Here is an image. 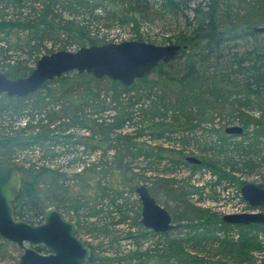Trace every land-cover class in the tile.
<instances>
[{"label":"trees","instance_id":"1","mask_svg":"<svg viewBox=\"0 0 264 264\" xmlns=\"http://www.w3.org/2000/svg\"><path fill=\"white\" fill-rule=\"evenodd\" d=\"M23 1L34 3L41 12H38L39 14L32 20L19 17L0 19V32L7 33L13 28L29 29L28 39L25 44L23 43V47H28L29 53L34 51L32 49L39 50L42 46L49 50L50 48L45 45L47 42L54 45L62 44V49L78 43L79 46L106 43L105 35L93 33V24L101 23V27L105 29L131 25L133 29L138 30L139 25L152 23L155 19L168 15L182 20L183 30L174 36V41L186 46L173 60L167 63L161 62L151 74L136 78L128 86L108 77L96 78L88 72L69 71L59 78L44 82L40 88L52 83L58 85L48 88V92L43 96L38 94L39 102L29 107L25 101L40 88L26 95L28 98L8 97L5 93H0V99L12 103L21 102L18 108L22 107L10 110L12 113L8 112L9 114L3 112V107H0V124L2 122L5 124L7 118L12 115H16L15 118L17 115L18 118L24 116L25 120L22 126H16L12 122L6 124L9 127H5L3 134L0 135V149L4 148L0 151V162H9L6 161V157L11 156L12 153H8V150L10 152L13 146L26 148L38 144L47 148L46 153L51 158L45 161V165L37 164L39 168L38 166L33 168V165L30 168L23 167L22 185L13 201L17 211L14 214L32 224L43 221L47 203L64 205L65 199L69 198L67 194L69 180L74 181L78 178L77 181L80 180V183L84 184L88 180H94L95 176L98 178L101 173L110 175L118 173L124 176L126 174L130 179L129 175H135L134 168H136V166L129 167L132 160L140 157L155 158L158 161L164 157L161 151L165 149L159 144L156 146L137 144L134 143V139L146 134L143 131L149 121L155 122L154 139L163 137L165 132L175 130L176 127L167 122L168 115L170 117L171 114L175 116L183 112L187 105H191L188 103L191 99L199 101L200 97L205 99L204 101L216 102L219 95L238 97L240 92L236 89L239 88L246 98H253L259 104H264V42H261L263 39H258L259 36L264 38V32L253 30L255 26H264V0H11L17 7H23L21 6ZM55 11H59L56 15L60 17L59 22H55L50 16L54 17V13H57ZM64 13L70 17L63 18ZM50 28L55 30L50 32ZM70 33L81 35L85 41H63ZM62 35L64 38L61 37ZM246 39L254 43L250 48L246 47L242 51L239 49L231 51L228 48L230 43L234 44L236 41ZM1 41L2 39H0V70L7 68L3 72L9 78L27 75L34 66L21 67L19 60L14 59L13 48L12 50L6 48V52L10 54L1 58L4 52L1 49ZM37 59L38 56L35 63ZM2 60L8 62L3 64ZM222 66L229 70L228 73L222 71ZM99 82L106 85L99 86ZM221 104L225 103L221 102ZM234 105L235 103L231 102L232 108ZM104 114L106 115L101 116ZM137 118L141 123L136 124L133 132H125L124 129L128 125L132 127L131 122ZM80 127L88 128L91 135L81 138L75 135L73 131ZM94 139L98 142H94ZM104 141L108 142L106 149H114L111 150L113 153L110 158L115 160V168L102 167L97 171V168L103 165L98 162L92 167L82 166L79 171H74L73 175L65 176L66 173L58 172L56 166L50 163L59 153L66 157L77 152L81 153L80 146L82 148L88 146L94 151L96 148H101L99 146ZM118 142L121 143L120 147ZM58 146L61 147V152L56 150ZM117 146L118 149H115ZM102 153L105 156L108 150ZM179 160L189 165L184 159L179 158ZM190 166L196 168L201 165ZM17 169L20 170L19 167ZM156 169L151 166L143 168L144 171ZM143 175L140 177H149L147 173ZM159 178L166 177L159 176ZM39 183L44 185L43 193L38 188ZM124 184L128 186L127 183ZM130 188L134 189L132 186ZM173 191L178 195L183 193L178 189ZM68 208H71V205ZM190 210L199 213L201 222L204 220V212H198L204 210L198 207ZM192 220L189 223L193 224L184 225L190 228L186 232L189 236L185 239L190 238L194 244L200 245L208 237L206 235L208 231L194 230L199 226ZM218 223L221 229L229 225L221 219ZM236 226L240 228L239 238L219 244L220 249L223 248L222 252L229 254L235 262L256 264L257 259L253 257L252 252L260 248V240L258 241L256 237L258 231L252 234L248 229H261L264 223L236 224ZM209 237L217 239L215 236ZM182 240V238L171 240L163 248L166 253L160 254V258L156 260L160 264H208L206 258L208 255L203 249L192 244L188 245L192 251H187ZM36 249L45 251L43 246H37ZM135 253L139 252H132L128 257L134 258ZM144 253L147 255V252ZM96 260V256L92 253L88 263L97 264Z\"/></svg>","mask_w":264,"mask_h":264},{"label":"rangeland","instance_id":"2","mask_svg":"<svg viewBox=\"0 0 264 264\" xmlns=\"http://www.w3.org/2000/svg\"><path fill=\"white\" fill-rule=\"evenodd\" d=\"M21 6L23 7H17L11 0H0V19L19 17L24 20H32L41 12V9L37 8L34 3L30 4L23 1ZM55 12L57 13H54V17L50 16L54 18L55 22H59L60 17L56 16L59 11ZM62 17L69 18L70 16L64 13ZM76 18L81 19V17ZM92 26L93 33L97 32L98 35L106 36V42L140 40L158 45L175 43L174 36L183 30L182 20L169 15L155 19L149 24H141L138 30L133 29L131 25L110 29L101 27V23ZM97 28H99V31H97ZM54 30L50 28L49 31ZM72 33L63 41H85L81 38V35ZM28 34L29 29L27 28H23V30L13 28L7 33L0 32L1 49L4 50L1 58H5L10 54L6 52V48L11 50L13 48L14 59L19 60V65L23 68H31L34 66L37 56L63 48L62 44L54 45L47 42L45 45L50 48L49 50L42 46V49H39L40 51L34 48L32 49L34 51L29 53L28 47H23V43L28 39ZM258 39H263L261 42H264L263 37L259 36ZM253 44V41L246 39L236 41L234 44L232 42L228 48L231 51L235 49L242 51L246 47L250 48ZM77 45L79 46L80 43L68 45L65 49L72 51L78 48ZM86 45L88 44L83 46ZM5 62L8 61L4 60L3 64ZM222 67V71L228 73L229 70L225 69L224 66ZM6 69L4 68L3 71ZM3 71L0 70V72ZM57 85L58 83L47 84V87L40 88L31 97L26 96L28 99L25 104L29 107L31 104L38 103L37 97L39 95L43 96L48 92V88L51 89ZM98 85L105 86L106 84L99 82ZM236 90L240 92L238 97H234V95L220 97L219 95L216 102L211 100L212 103L207 100L204 101L205 99L200 97L199 101L191 99L188 102L191 105H187L184 108L185 111L183 110L175 116H172L171 113L170 117L168 115L167 122L175 126L176 129L165 132L163 137L159 139L153 138L155 134V125L153 124L155 122L149 121L143 131L146 134L134 139V143L155 146L159 144L165 149L161 151L164 157L158 161L155 158H152V160L140 157L132 160L129 167L136 166V168H134L135 175H129L131 176L130 179L126 177V174L124 176L118 173L117 175L101 173L98 178L95 176L94 180H88L84 184L83 182L80 183V180L77 181L78 178L74 181L69 180L67 194L70 199H65L62 206L55 204V202L47 203L45 209L55 206L63 218L76 223V237L90 247V255L93 253L96 256L97 260L95 262L97 264H160L156 259L160 258L159 255L163 252L166 253L163 248L174 238H182V244L185 243L187 251H192L188 247L192 244L203 249L208 255L206 256L208 264H219L221 262L225 264H250L248 262L233 261L229 254L222 252L223 248L220 249L219 247V244H224L223 242L239 238L240 228L236 224L228 223L227 228L221 229L218 222L220 219L222 221L224 214L248 211V205L242 199L240 193L242 184L252 182L264 185V104H259L253 98H246L239 88ZM173 92H175V89ZM221 102L225 104L223 105ZM231 102L235 103L234 108L231 107ZM20 103L0 99V107H3L2 111H6L7 114L12 113L10 110L18 108L21 105ZM23 107L25 108L24 105ZM107 115L110 116V114ZM15 116L12 115L7 118L5 124H2L3 122L0 124V135L3 134L5 127H9L6 124L9 125L10 122L16 124V126L23 125L24 116L20 118H18V115L16 118ZM187 117L191 120L189 121ZM132 122L131 124L134 126L128 125L129 127L127 126L124 129L125 132H133L136 124L141 123L139 118ZM232 125L242 126V132L239 134L227 133L225 128ZM73 132L80 138L91 135L90 130L84 127L77 128ZM94 142L98 141L94 139ZM118 145L120 147L121 143L118 142ZM107 146V141L102 142L99 146L101 148H96L94 151L88 146L83 148L80 146L81 153L77 152V154L74 153V155L67 157L59 153L50 163L56 166L58 172L66 173L65 176L73 175V172L79 171L82 166L92 167L93 164L98 162L103 165H100L97 171L102 167L115 168L116 162L113 158H110L114 149H106ZM116 148L118 149V146ZM57 149L59 151L61 147L58 146ZM2 150L4 148L0 149V151ZM107 150L108 153L103 156L102 152L106 153ZM46 151L47 148H44L41 144L26 148L13 146L10 152L8 150V153L12 154L6 157V161L12 163L16 168L19 167L22 179L24 176L23 167L30 168L33 165V168H37V166L39 168V165L46 164L47 159L51 160ZM187 155L196 156L203 163L196 168L191 167L190 165H193L191 163H188L189 165L182 163L179 158L185 160ZM204 161H206L205 164ZM149 166L157 169L143 170V168L146 169ZM144 173H147L149 177L141 178L140 176H144ZM138 176L140 178H137ZM159 176L166 178L160 179ZM124 183H127L128 186ZM39 184L38 188L43 193L44 185ZM139 185L147 186L155 200L168 210L171 221L175 224L173 229L167 233L154 232L141 223V202L135 190ZM131 186L134 188L133 190L130 188ZM174 189H178L183 193L178 195L173 191ZM173 193L174 195H172ZM70 205L71 208H68ZM189 205L194 206L190 207ZM194 207L204 210L198 211L204 212L205 218L202 222L199 213L191 212L190 209H194ZM262 209L264 210V207ZM191 219H193V222H197L196 224L199 226H196L194 230L208 231L206 232L208 237L200 245L194 244V241L190 238L185 239L189 236L186 235V232L190 228L184 225L193 224L189 223ZM248 230L252 234L258 231L256 237L258 241L260 240V248L257 247L258 249H255L252 255L257 259L256 264L260 262L264 264V227L261 229L249 228ZM210 235L215 236L217 239L214 240V238L209 237ZM4 241L8 243H3ZM21 252L22 248H19L15 243L0 238V264L16 263ZM132 252H139L140 254L135 253L136 256L130 259L128 255ZM144 252H147V255ZM260 257L261 261H259ZM251 264H255V262Z\"/></svg>","mask_w":264,"mask_h":264},{"label":"water","instance_id":"3","mask_svg":"<svg viewBox=\"0 0 264 264\" xmlns=\"http://www.w3.org/2000/svg\"><path fill=\"white\" fill-rule=\"evenodd\" d=\"M264 32V26L253 27ZM185 45L153 44L140 40H124L80 46L75 50L59 49L42 54L31 71L22 77L9 78L0 72V93L8 97H23L37 91L49 80L69 71L88 72L96 78L108 77L128 86L136 78L149 75L161 63L173 60ZM240 125L225 128L227 133L239 134ZM191 164L203 161L193 155L185 156ZM21 183L19 170L9 162H0V238L15 243L22 252L14 264H89L91 249L75 233L77 225L61 215L55 206L45 209L43 221L32 224L14 216L11 202ZM141 202V223L154 232H166L175 227L171 215L151 195L145 185L135 188ZM242 198L252 207L264 205V187L245 182L240 187ZM222 221L230 224L264 223L263 211L228 213ZM43 246L45 251L36 249ZM219 264H225L223 262Z\"/></svg>","mask_w":264,"mask_h":264},{"label":"flooded vegetation","instance_id":"4","mask_svg":"<svg viewBox=\"0 0 264 264\" xmlns=\"http://www.w3.org/2000/svg\"><path fill=\"white\" fill-rule=\"evenodd\" d=\"M21 185H22V179H21V183H20V188H21ZM20 188H19V190H20ZM19 192V191H18ZM18 194V193H17ZM17 196V195H16ZM15 196V197H16ZM15 197H14V199H15ZM242 197V196H241ZM14 199H13V201H14ZM243 199V198H242ZM244 200V199H243ZM13 201L11 202V205H12V208H13V212H17L16 211V209H15V207L13 206ZM245 201V200H244ZM246 203H247V205H248V211H244V212H250V211H263L264 212V210L262 209L263 207H264V205L263 206H259V207H252V206H250L249 204H248V202L247 201H245ZM45 212V211H44ZM14 216L16 217V218H19L18 216H16V214H14ZM24 220V219H23Z\"/></svg>","mask_w":264,"mask_h":264}]
</instances>
